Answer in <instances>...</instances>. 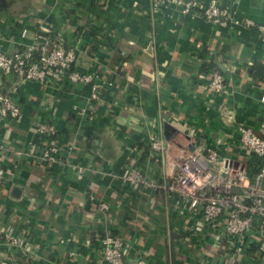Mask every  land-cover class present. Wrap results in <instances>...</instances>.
Listing matches in <instances>:
<instances>
[{"label": "crops", "instance_id": "0c3cea01", "mask_svg": "<svg viewBox=\"0 0 264 264\" xmlns=\"http://www.w3.org/2000/svg\"><path fill=\"white\" fill-rule=\"evenodd\" d=\"M200 1H217L264 25V0ZM43 29L77 47L76 68L112 86L92 102L87 84L19 83L0 72V95L10 94L22 110L0 131L8 149L0 162L13 169L9 181H0V229L29 244L25 252L0 245V263L10 257V264H106L101 238L115 233L125 240L127 260L264 264L259 251L244 254L218 237L220 227L201 225L203 215L167 191L161 162L150 151L159 136L172 142L173 158L179 147L193 145L194 135L195 145L207 142L224 147L231 159L256 160L238 151L236 125L257 130L264 121V80L252 75L257 63L264 64L257 31L220 27L174 5L155 12L152 0H0V50L10 54ZM214 64L227 84L220 94L205 85ZM76 106L90 114H76ZM41 121L57 124L65 149L52 166L31 155ZM129 164L146 169L160 186L123 182L116 175ZM90 194L108 201L110 210L100 211ZM254 236L243 239L260 244Z\"/></svg>", "mask_w": 264, "mask_h": 264}, {"label": "built area", "instance_id": "2783aa9c", "mask_svg": "<svg viewBox=\"0 0 264 264\" xmlns=\"http://www.w3.org/2000/svg\"><path fill=\"white\" fill-rule=\"evenodd\" d=\"M176 6L182 14L199 12L204 19L220 27H244L255 29L259 40L264 43V25L251 18L239 17L217 1L208 4L200 0H152V10L161 7ZM27 30L22 31V36ZM78 49L67 46L60 34L52 36L47 30H38L29 41L23 42L22 48L12 53L0 50V72L14 74L17 81H33L41 85L54 83L63 87L66 83L87 84L91 87L90 100L98 102L102 92L112 86V82L101 81L98 74L84 72L76 68ZM206 88L211 94H220L227 90L223 73L213 68L206 81ZM264 103V91L261 93ZM76 114L86 116L87 107L74 108ZM22 113L20 104L10 94L0 95V131L6 118H18ZM90 114V113H89ZM58 126L53 121H41L35 125V141L31 155L40 162L52 166L61 161V152L65 149L58 140ZM236 147L240 153L253 155L254 162L234 160L223 154L224 147L207 142L181 146L172 158L171 141L154 136L150 142V151L161 162L163 177L167 180L166 189L171 195L183 198L185 207L203 215L201 225L221 228L220 239L231 241L243 240L247 235L264 244V121L255 130L253 127L237 123ZM7 146L0 143V154L7 152ZM72 149V148H69ZM33 151V152H32ZM19 156L21 151L16 152ZM251 163V165L249 164ZM250 166V167H249ZM81 174L84 167L77 166ZM123 182L136 187L150 188L160 186L148 176L146 169L136 164H129L123 173L116 175ZM115 176V177H116ZM0 181H9L5 165L0 162ZM98 209L110 210V204L103 198L90 194ZM102 258L106 264H149L144 256L126 258V243L122 237L107 234L101 238ZM259 244V243H256ZM0 245L13 247L25 252L28 242L11 232L0 229ZM2 264H10V257Z\"/></svg>", "mask_w": 264, "mask_h": 264}, {"label": "trees", "instance_id": "16d2710c", "mask_svg": "<svg viewBox=\"0 0 264 264\" xmlns=\"http://www.w3.org/2000/svg\"><path fill=\"white\" fill-rule=\"evenodd\" d=\"M52 36H54V34H52ZM210 66H212V62ZM214 66H215V69L219 70L218 64H214ZM252 75L259 80H264V64L257 63L254 68V71L252 72ZM58 134H59V131H58ZM5 170L7 172V175H10V173H12L13 171V169L12 168L10 169L8 166H5ZM112 235L120 237L119 235L115 233H112ZM263 239H264V235H263ZM243 241L244 242L240 243L241 241L236 239L234 242L235 244H233V248H235L234 246L240 245V249L244 254L250 255V253H254V251H259L262 255H264V247L262 243L256 244L253 241H251V238L250 239L245 238L243 239Z\"/></svg>", "mask_w": 264, "mask_h": 264}, {"label": "water", "instance_id": "95a60500", "mask_svg": "<svg viewBox=\"0 0 264 264\" xmlns=\"http://www.w3.org/2000/svg\"><path fill=\"white\" fill-rule=\"evenodd\" d=\"M20 191V189H18L17 187L14 188V192L15 194H18V192ZM1 264V263H0Z\"/></svg>", "mask_w": 264, "mask_h": 264}]
</instances>
